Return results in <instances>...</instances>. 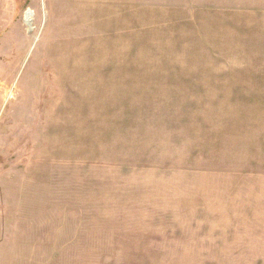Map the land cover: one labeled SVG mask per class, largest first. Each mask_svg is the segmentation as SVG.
I'll list each match as a JSON object with an SVG mask.
<instances>
[{
    "label": "rangeland",
    "instance_id": "rangeland-1",
    "mask_svg": "<svg viewBox=\"0 0 264 264\" xmlns=\"http://www.w3.org/2000/svg\"><path fill=\"white\" fill-rule=\"evenodd\" d=\"M0 264H264V0H0Z\"/></svg>",
    "mask_w": 264,
    "mask_h": 264
},
{
    "label": "crops",
    "instance_id": "crops-1",
    "mask_svg": "<svg viewBox=\"0 0 264 264\" xmlns=\"http://www.w3.org/2000/svg\"><path fill=\"white\" fill-rule=\"evenodd\" d=\"M231 6L232 5L229 3H224L213 9L214 12H209V9L200 8L193 11V13H185L183 20L181 19V15L182 12L185 11L182 6V8H177L174 12H171L169 16L171 19L175 18L182 20L183 26L187 27L184 28L187 33H196L203 36L208 30H212L211 36L220 37V39L216 41L224 42L227 36L226 29L231 27L230 18L238 14L237 6L235 5L234 8ZM192 26L194 30L190 31Z\"/></svg>",
    "mask_w": 264,
    "mask_h": 264
}]
</instances>
